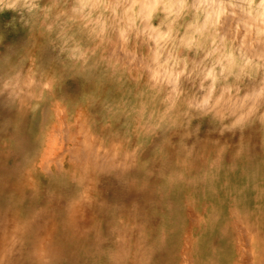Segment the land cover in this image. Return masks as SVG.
Returning a JSON list of instances; mask_svg holds the SVG:
<instances>
[{
    "label": "clouds",
    "instance_id": "clouds-1",
    "mask_svg": "<svg viewBox=\"0 0 264 264\" xmlns=\"http://www.w3.org/2000/svg\"><path fill=\"white\" fill-rule=\"evenodd\" d=\"M0 264H264V0H0Z\"/></svg>",
    "mask_w": 264,
    "mask_h": 264
}]
</instances>
